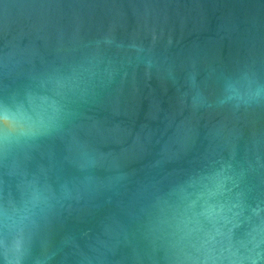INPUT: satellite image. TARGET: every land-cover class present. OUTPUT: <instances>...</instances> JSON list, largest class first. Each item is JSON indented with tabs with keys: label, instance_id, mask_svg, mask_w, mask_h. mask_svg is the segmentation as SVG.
Listing matches in <instances>:
<instances>
[{
	"label": "water",
	"instance_id": "1",
	"mask_svg": "<svg viewBox=\"0 0 264 264\" xmlns=\"http://www.w3.org/2000/svg\"><path fill=\"white\" fill-rule=\"evenodd\" d=\"M0 264H264V0H0Z\"/></svg>",
	"mask_w": 264,
	"mask_h": 264
}]
</instances>
